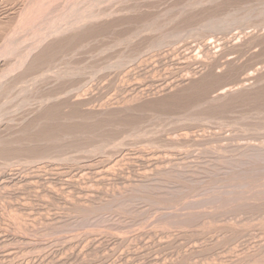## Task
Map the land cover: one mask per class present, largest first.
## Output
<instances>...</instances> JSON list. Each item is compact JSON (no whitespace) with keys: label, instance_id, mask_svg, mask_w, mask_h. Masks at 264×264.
Returning <instances> with one entry per match:
<instances>
[{"label":"rangeland","instance_id":"rangeland-1","mask_svg":"<svg viewBox=\"0 0 264 264\" xmlns=\"http://www.w3.org/2000/svg\"><path fill=\"white\" fill-rule=\"evenodd\" d=\"M263 4L0 0V264H264Z\"/></svg>","mask_w":264,"mask_h":264},{"label":"bare ground","instance_id":"bare-ground-1","mask_svg":"<svg viewBox=\"0 0 264 264\" xmlns=\"http://www.w3.org/2000/svg\"><path fill=\"white\" fill-rule=\"evenodd\" d=\"M27 1H28V0H27ZM98 1H99V0H98ZM29 2H30V1H29ZM33 2H34V1H33ZM35 2H36V1H35ZM43 2H44V1H43ZM89 2H90L89 4H91V1H89ZM96 2H97V1H96ZM108 2H109V1H108ZM25 3H26V2H25ZM45 3H46V2H45ZM26 4H28V3H26ZM26 4H25V5H26ZM31 4H32V3H31ZM31 4H30V5H31ZM38 4H39V2H38ZM56 4H57V3H56ZM92 4H93V3H92ZM92 4H91V5H92ZM102 4H103V3H102ZM249 4H250V3H249ZM28 5H29V4H28ZM40 5H41V4H40ZM40 5H39V6H40ZM43 5H44V3H43ZM43 5H41V6H43ZM73 5H74V3H73ZM73 5H72V6H73ZM94 5H95V4H94ZM120 5H121V4H120ZM173 5H174V4H173ZM263 5H264V4H263ZM70 6H71V5H70ZM25 7H26V6H25ZM32 7H33V6H32ZM83 7H84V6H83ZM86 7H87V6H86ZM172 7H173V6H172ZM238 7H239V6H238ZM27 8H28V6H27ZM33 8H34V7H33ZM39 8H40V7H39ZM41 8H42V7H41ZM81 8H82V7H81ZM133 8H134V7H133ZM169 8H170V7H169ZM247 8H248V7H247ZM25 9H26V8H25ZM31 9H32V8H31ZM100 9H101V8H100ZM36 10H37V9H36ZM36 10H35V11H36ZM55 10H56V9H55ZM83 10H84V9H83ZM83 10H82V11H83ZM87 10H88V9H87ZM124 10H125V9H124ZM246 10H247V9H246ZM89 11H90V10H89ZM253 11H254V10H253ZM32 12H33V11H32ZM250 12H251V11H250ZM257 12H258V11H257ZM28 13H29V11H28ZM76 13H77V12H76ZM80 13H82V12H80ZM90 13H91V12H90ZM93 13H94V12H93ZM112 13H113V12H112ZM128 13H130V12H128ZM225 13H226V12H225ZM232 13H233V12H232ZM86 14H88V13H86ZM105 14H106V13H105ZM167 14H168V13H167ZM245 14H246V13H245ZM249 14H250V13H249ZM80 15H81V14H80ZM80 15L78 14L79 18H80ZM89 15H91V14H89ZM89 15H88V16H89ZM95 15H96V14H95ZM98 15H99V14H98ZM243 15H244V14H243ZM250 15H251V14H250ZM254 15H255V14H254ZM62 16H63V15H62ZM69 16H70V15H69ZM81 16H82V15H81ZM92 16H93V14H92ZM92 16H91V17H92ZM96 16H97V15H96ZM166 16H167V15H166ZM18 17H19V16H18ZM32 17H33V16H32ZM34 17H35V16H34ZM83 17H85V16H83ZM91 17H90V18H91ZM244 17H245V16H244ZM250 17H251V16H250ZM254 17H256V16H254ZM88 18H89V17H88ZM90 18H89V19H90ZM92 18H93V17H92ZM211 18H212V17H211ZM45 19H46V18H45ZM83 19H85V18H83ZM184 19H185V18H184ZM236 19H237V18H236ZM236 19H235V20H236ZM74 20H75V19H74ZM77 20H78V18H77ZM151 20H152V19H151ZM215 20H216V19H215ZM223 20H224V19H223ZM225 20H226V19H225ZM233 20H234V19H233ZM17 21H18V19H17ZM167 21H169V20H167ZM218 21H219V20H218ZM56 22H57V21H56ZM86 22H87V21H86ZM206 22H207V21H206ZM219 22H220V21H219ZM240 22H241V21H240ZM243 22H244V21H243ZM211 23H213V22H211ZM51 24H52V23H51ZM129 24H130V23H129ZM145 24H146V23H145ZM168 24H169V23H168ZM197 24H198V23H197ZM204 24H205V23H204ZM218 24H219V23H218ZM249 24H250V23H249ZM70 25H71V24H70ZM77 25H78V24H77ZM216 25H217V24H216ZM219 25H220V24H219ZM219 25H218V26H219ZM212 26H213V25H212ZM214 26H215V24H214ZM214 26H213V27H214ZM13 27H14V26H13ZM41 27H42V26H41ZM62 27H63V26H62ZM136 27H137V26H136ZM31 28H32V27H31ZM39 28H40V27H39ZM76 28H77V27H76ZM117 28H118V27H117ZM144 28H145V27H144ZM149 28H150V27H149ZM206 28H207V27H206ZM25 29H26V28H25ZM32 29H33V28H32ZM147 29H148V28H147ZM207 29H208V28H207ZM226 29H227V28H226ZM56 30H57V29H56ZM115 30H116V29H115ZM141 30H142V29H141ZM156 30H158V29H156ZM134 31H135V30H134ZM201 31H202V30H201ZM246 31H247V30H246ZM249 31H250V30H249ZM251 31H252V30H251ZM13 33H15V32H13ZM54 33H55V32H54ZM179 33H180V32H179ZM242 33H243V32H242ZM63 34H64V33H63ZM162 34H163V33H162ZM174 34H175V33H174ZM7 35H8V34H7ZM89 35H90V34H89ZM130 35H131V34H130ZM206 36H207V35H206ZM25 37H26V36H25ZM70 37H71V36H70ZM70 37H69V38H70ZM102 37H103V36H102ZM166 37H167V36H166ZM209 37H210V36H209ZM225 37H226V36H225ZM172 38H173V37H172ZM174 38H175V37H174ZM236 38H237V37H236ZM6 39H7V38H6ZM20 39H21V38H20ZM22 39H23V38H22ZM26 39H27V38H26ZM71 39H72V38H71ZM204 39H205V38H204ZM206 39H207V38H206ZM218 39H219V38H218ZM11 40H12V39H11ZM14 40H15V39H14ZM69 40H70V39H69ZM116 40H117V39H116ZM122 40H123V39H122ZM208 40H209V39H208ZM76 41H77V40H76ZM120 41H121V40H120ZM124 41H125V40H124ZM128 41H129V40H128ZM159 41H160V40H159ZM238 41H239V39H238ZM12 42H14V41H12ZM26 42H27V41H26ZM209 43H210V42H209ZM18 44H19V43H18ZM119 44H120V43H119ZM160 44H161V43H160ZM174 44H176V43H174ZM88 45H89V43H88ZM157 45H158V44H157ZM64 46H65V45H64ZM91 46H92V45H91ZM123 46H124V45H123ZM128 46H129V45H128ZM147 46H148V45H147ZM149 46H150V45H149ZM93 47H94V46H93ZM95 47H96V46H95ZM110 47H111V46H110ZM153 47H154V46H153ZM12 48H13V47H12ZM102 48H103V47H102ZM111 48H112V47H111ZM35 49H36V48H35ZM40 51H41V50H40ZM28 52H29V51H28ZM79 52H80V51H79ZM138 52H139V51H138ZM2 53H3V52H2ZM96 54H97V53H96ZM120 54H121V53H120ZM131 54H132V53H131ZM118 55H119V54H118ZM101 56H102V55H101ZM17 57H18V56H17ZM65 57H66V56H65ZM72 57H73V56H72ZM124 57H125V56H124ZM114 58H115V57H114ZM117 58H118V57H117ZM126 58H127V57H126ZM130 58H131V57H130ZM79 59H80V58H79ZM51 60H52V59H51ZM85 60H86V59H85ZM66 61H67V60H66ZM69 61H70V60H69ZM111 62H112V61H111ZM119 62H120V61H119ZM119 62H117V63H119ZM122 62H123V61H122ZM261 62H262V61H261ZM9 63H10V62H9ZM50 63H51V62H50ZM97 63H98V62H97ZM112 63H113V62H112ZM15 64H16V63H15ZM24 64H26V63H24ZM67 64H68V63H67ZM58 65H59V64H58ZM17 67H18V66H17ZM107 67H108V66H107ZM76 68H77V67H76ZM103 68H104V67H103ZM56 69H57V68H56ZM56 69H55V70H56ZM75 70H76V69H75ZM96 70H97V69H96ZM108 70H109V69H108ZM1 71H2V70H1ZM26 71H27V70H26ZM71 71H72V70H71ZM73 71H74V70H73ZM44 72H45V71H44ZM51 72H52V71H51ZM79 73H80V72H79ZM90 73H91V72H90ZM29 74H30V73H29ZM39 74H40V73H39ZM50 74H51V73H50ZM52 74H53V73H52ZM88 74H89V72H88ZM73 75H74V74H73ZM96 75H97V74H96ZM41 76H42V75H41ZM62 76H63V75H62ZM70 76H71V75H70ZM70 76H69V77H70ZM59 77H61V76H59ZM65 77H66V76H65ZM33 78H34V77H33ZM55 78H56V77H55ZM25 79H26V78H25ZM58 79H59V78H58ZM35 80H36V78H35ZM6 81H7V80H6ZM20 82H21V81H20ZM27 82H28V81H26V83H27ZM24 83H25V82H23V84H24ZM34 83H35V82H34ZM34 83H33V84H34ZM15 84H16V83H15ZM2 86H3V85H2ZM18 87H19V85H18ZM23 87H24V86H23ZM23 87H21V88H23ZM72 87H73V86H72ZM79 87H80V86H79ZM0 88H1V87H0ZM13 88H14V87H13ZM21 88H20V89H21ZM34 88H35V87H34ZM5 90H6V89H5ZM14 90H15V89H14ZM30 90H31V89H30ZM11 91H12V89H11ZM31 92H32V91H31ZM8 94H9V93H8ZM6 95H7V94H6ZM23 95H24V94H23ZM19 96H20V95H19ZM21 96H22V95H21ZM220 96H221V95H220ZM12 97H13V96H12ZM17 97H18V96H17ZM53 97H54V96H53ZM50 98H51V97H50ZM8 99H9V98H8ZM8 99H7V100H8ZM3 100H4V99H3ZM5 100H6V99H5ZM7 100H6V101H7ZM51 100H52V99H51ZM166 100H167V99H166ZM171 100H172V99H171ZM19 101H20V100H19ZM25 101H26V100H25ZM40 101H41V100H40ZM173 101H174V100H173ZM173 101H172V103H173ZM3 102H5V101H3ZM20 102H21V101H20ZM181 102H182V101H181ZM222 102H223V101H222ZM0 103H2V102H0ZM25 103H26V102H25ZM168 103H169V102H168ZM205 103H206V102H205ZM209 103H210V102H209ZM2 104H4V103H2ZM2 104H0V105H2ZM5 104H6V103H5ZM164 104H165V103H164ZM166 104H167V103H166ZM169 104H171V102H170ZM180 104H181V103H180ZM43 105H44V104H43ZM162 105H163V104H162ZM167 105H168V104H167ZM173 105H174V104H173ZM175 105H176V103H175ZM2 106H3V105H2ZM2 106H1V107H2ZM165 107H166V105H165ZM211 107H212V106H211ZM2 108H3V107H2ZM2 108H1V109H2ZM4 109H5V108H3V110H4ZM4 111H5V110H4ZM4 111H3V112H4ZM182 111H183V110H182ZM1 114H2V113H1ZM5 114H7V113H5ZM42 116H43V115H42ZM1 117H2V115L0 116V118H1ZM242 117H243V116H242ZM181 119H182V118H181ZM244 120H245V119H244ZM48 121H49V120H48ZM49 122H50V121H49ZM73 124H74V123H73ZM247 129H248V128H247ZM260 129H261V128H260ZM42 130H44V132H45L46 129H42ZM47 130H48V129H47ZM143 130H144V129H143ZM258 130H259V129H258ZM21 131H22V130H21ZM49 131H52V130H49ZM44 132H43V133H44ZM250 132H251V131H250ZM47 133H48V132H47ZM47 133H46V134H47ZM51 133H52V132H49V135H50ZM39 134H41V132H40ZM41 135H42V134H41ZM33 136H34V135H33ZM58 137H59V136H58ZM56 140H57V139H56ZM46 142H47V141H46ZM71 143H72V142H71ZM260 143L262 144V142H260ZM101 144H102V143H101ZM8 146H9V145H8ZM248 146H249V145H248ZM258 146H260V145H258ZM16 147H17V146H16ZM15 150H16V149H15ZM85 150H86V149H85ZM2 151H4V150H2ZM94 151H95V150H94ZM256 151H257V150H256ZM0 153H2V152H0ZM260 154H261V153H260ZM262 156H263V155H262ZM262 156H261V157H262ZM244 157H245V156H244ZM3 158H4V157H3ZM36 160H37V159H36ZM247 160H249V159H247ZM252 161H253V160H252ZM253 162H254V161H253ZM255 162H256V161H255ZM250 165H251V164H250ZM263 165H264V164H263ZM259 166H260V165H259ZM261 166H262V165H261ZM250 167H251V166H250ZM261 169H262V168H261ZM262 171H263V170H262ZM262 173H263V172H262ZM243 174H244V173H243ZM258 174H259V173H258ZM263 174H264V173H263ZM233 176H234V174H233ZM253 176H254V173H253ZM222 178H223V177H222ZM225 178H226V177H225ZM250 178H251V177H250ZM262 178H263V177H262ZM215 179H216V178H215ZM251 179H253V178H251ZM231 180H232V179H231ZM255 180H256V179H255ZM239 181H240V180H239ZM251 181H252V180H251ZM213 182H214V181H213ZM227 182H228V181H227ZM223 183H224V182H223ZM249 183H250V182H249ZM257 183H258V182H257ZM238 184H239V183H238ZM238 184H236V185H238ZM255 184H256V182H255ZM239 185H240V184H239ZM252 185H253V184H252ZM234 186H235V185H234ZM240 186L242 187L243 184H241ZM248 186H249V185H248ZM260 186H261V185H258V186H255V185H254V187H258V189L260 188ZM252 187H253V186H252ZM252 187H251V188H252ZM261 187H262V186H261ZM213 188H214V187H213ZM251 188H249V189H251ZM217 189H218V188H217ZM252 189H254V188H252ZM263 189H264V188H262L261 191H264ZM244 190H245V189H244ZM244 190H242V191H244ZM225 191H226V190H225ZM245 191H248V189L245 190ZM250 191H251V190H250ZM252 191H254V190H252ZM255 191H256V190H255ZM255 191H254V192H255ZM237 192H238V191H237ZM237 192H236V193H237ZM240 192H241V191H239L238 193H240ZM258 192H259V191H258ZM226 193H227V192H226ZM229 193H230V192H229ZM245 193H246V192H245ZM245 193H244V194H245ZM256 193H257V192H256ZM256 193H255V194H256ZM206 194H207V193H206ZM231 194H232V193H231ZM242 194H243V193H241V195H242ZM244 194H243V195H244ZM246 194H247V193H246ZM248 194H249V193H248ZM248 194H247V195H248ZM250 194H251V193H250ZM196 195H197V194H196ZM237 195H238V194H236V196H237ZM247 195H246V196H247ZM232 196H234V195H232ZM251 196H252V195H251ZM259 196H260V194H259ZM213 197H214V196H213ZM213 197H212V198H213ZM217 197H218V196H217ZM217 197H216V198H217ZM238 197H239V196H238ZM257 197H258V196H257ZM257 197H256V198H257ZM173 198H174V197H173ZM206 198H207V197H206ZM234 199H236V198H234ZM248 199H249V198H248ZM199 200H200V199H199ZM206 200H207V199H206ZM209 200H211V198H210ZM217 200H218V199H217ZM245 200H246V199H245ZM201 201H203V199H202ZM201 201H200V202H201ZM212 201H213V199L211 200V202H212ZM234 201H235V200H234ZM250 201H251V200H250ZM189 202H190V201H189ZM213 202H214V201H213ZM215 202H216V201H215ZM224 202H225V201H223V203H224ZM196 203H197V201H196ZM176 204H177V203H176ZM202 204H203V203H202ZM215 205H216V204H215ZM242 205H243V204H242ZM245 206H246V205H245ZM213 208H214V207H213ZM237 208H238V207H237ZM222 209H223V208H222ZM172 211H173V210H172ZM85 215H86V214H85ZM183 215H184V213H183ZM173 216H174V214H173ZM174 217H175V216H174ZM185 217H186V216H185ZM185 217H184V218H185Z\"/></svg>","mask_w":264,"mask_h":264}]
</instances>
